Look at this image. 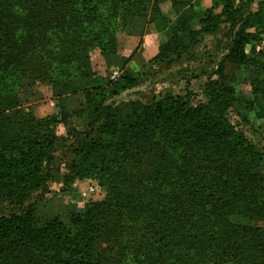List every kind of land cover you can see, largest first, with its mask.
Segmentation results:
<instances>
[{"label": "trees", "instance_id": "16d2710c", "mask_svg": "<svg viewBox=\"0 0 264 264\" xmlns=\"http://www.w3.org/2000/svg\"><path fill=\"white\" fill-rule=\"evenodd\" d=\"M163 1L175 12L183 4L0 0V206L13 209L0 208V264H264V156L228 119L239 98L225 73L227 65L264 63V51L245 52L264 36L263 0L238 21L227 53L203 82L204 99L167 92L153 104L132 102L126 112L105 107V120L76 142L63 180L96 179L102 200L70 215L68 224L40 222L35 213L56 128L78 114L66 97L81 96L98 113L107 94L136 84L125 74L111 79L94 71L92 53L117 58L118 34L138 17L160 16ZM222 1L230 21L253 0ZM222 21L207 14L191 29L178 19L173 29L190 43L175 41L177 58ZM262 81L250 82L244 108L264 119ZM38 85L64 102L57 116L37 118L22 106L24 93Z\"/></svg>", "mask_w": 264, "mask_h": 264}, {"label": "rangeland", "instance_id": "374dc122", "mask_svg": "<svg viewBox=\"0 0 264 264\" xmlns=\"http://www.w3.org/2000/svg\"><path fill=\"white\" fill-rule=\"evenodd\" d=\"M258 1L261 0H253L248 9L241 7L240 14H236L230 21H224L225 16L221 13L222 0H183L177 12L171 8L170 1H163L158 6L160 16L146 14L138 17L127 34H118L117 58L103 61L98 51L92 53L94 71L110 78L112 72L116 71L118 74L114 79L125 74L132 77L136 84L118 95L107 94L104 107L99 108L98 113L94 112L92 103L83 106L81 96L66 97V107L70 111L78 110V114L71 116L66 123H59L56 128L59 140L52 150L54 160L50 165V178L44 190L37 193L33 200L40 222L59 218L68 224L70 215L84 212L91 201L102 200L104 197L105 190L96 179L77 177L65 182L62 176L64 164L71 159L76 142L83 140L85 136H91L94 128L105 120V107H118L126 112L132 102L153 104L167 92H191L194 94V101L204 99L203 82L207 75L216 70L217 64L227 53L242 15L248 10H254ZM207 14L218 15L223 20L219 28L214 33L201 37L196 46L177 58L178 52L173 51L175 41L190 43L189 37H184L173 29L177 20L186 22L191 29H198L199 20ZM162 20H167L170 24H166L164 28ZM174 36L182 37L178 39ZM159 52L161 57H155ZM225 73L231 77L239 98L234 102V111L229 114L228 119L264 156V119L257 118L254 110L244 108V100L252 97L250 82L258 78L264 83V63L260 61L258 67L253 64L243 65L239 69L227 65ZM262 82L259 85L264 88ZM63 103L53 96L49 85H38L24 93L22 106L35 117L44 118L57 116L60 106L64 107ZM152 167L149 165L145 169L151 171ZM94 186L97 191L88 194ZM0 208L12 209L4 205Z\"/></svg>", "mask_w": 264, "mask_h": 264}, {"label": "built area", "instance_id": "2783aa9c", "mask_svg": "<svg viewBox=\"0 0 264 264\" xmlns=\"http://www.w3.org/2000/svg\"><path fill=\"white\" fill-rule=\"evenodd\" d=\"M263 51H264V36H262L259 40L248 44L245 48L246 54H250V53L258 54ZM112 73L113 74L111 75V79H114L118 73L116 71ZM96 189H97L96 186H94V188H91L89 190L88 194L96 192L97 191Z\"/></svg>", "mask_w": 264, "mask_h": 264}]
</instances>
